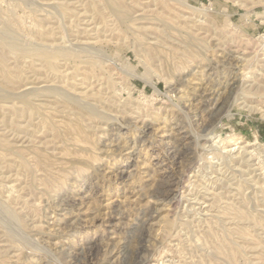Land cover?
Returning <instances> with one entry per match:
<instances>
[{
	"label": "rangeland",
	"instance_id": "rangeland-1",
	"mask_svg": "<svg viewBox=\"0 0 264 264\" xmlns=\"http://www.w3.org/2000/svg\"><path fill=\"white\" fill-rule=\"evenodd\" d=\"M121 1L0 0L19 43L93 51L0 45V264H264L222 210L264 216V0Z\"/></svg>",
	"mask_w": 264,
	"mask_h": 264
},
{
	"label": "bare ground",
	"instance_id": "bare-ground-1",
	"mask_svg": "<svg viewBox=\"0 0 264 264\" xmlns=\"http://www.w3.org/2000/svg\"><path fill=\"white\" fill-rule=\"evenodd\" d=\"M109 1H112V2H114L116 5H117V7H119L120 8V12H121V14H123L125 17H127L128 18V21L129 20H133V19H135L134 18V14H135V12H133L132 11V7H131V9L128 7L127 8V4L125 3V4H123V2L121 1V0H109ZM180 1V0H179ZM182 1V0H181ZM185 3H188V0H185L184 1ZM112 4V3H111ZM114 5V4H113ZM125 5H127V6H125ZM170 6V5H169ZM115 10V9H114ZM1 11V10H0ZM59 13V12H58ZM6 15H7V17H6V21L5 22H3V26L2 27H0V45L1 46H4V45H8V47H11L12 48V51H14L13 49H15V52H17L16 50H18V52H22L24 55H25V57H28L27 55H29L30 53H31V55L32 54H34V53H32V51L34 50H37V47L36 48H33V49H31V48H29L28 46H25L24 44H21V43H19V41L17 40V38H15L14 37V35H12V32H13V34L15 33L14 32V30L12 31V29H14L15 28V26L14 25H19L18 23H19V20L17 19V18H15V16L13 15V13L11 12V10H9V11H7L6 13H5ZM122 15V16H123ZM135 16H137V15H135ZM141 17V16H140ZM121 19V18H120ZM138 19H140V18H137V20ZM142 19V18H141ZM3 19L1 18V21H2ZM25 24V23H24ZM26 25V24H25ZM16 26V27H17ZM19 27V26H18ZM46 33V32H45ZM144 35V34H143ZM157 37V36H156ZM20 38V37H19ZM30 40V39H29ZM51 40V39H50ZM27 45V44H26ZM31 45V44H30ZM41 46V47H40ZM39 47L40 48H38V50L36 51L37 52V54L39 55V54H41L42 56L44 55V57H46V59H52V58H54V59H58V58H66V59H70L71 57H84V56H88V52L89 51H91V47H82V48H84V49H82L81 48V50L79 49V50H74V49H68V48H63V47H55V48H50L49 47V45H46V46H42V45H40ZM6 47V46H5ZM74 48V47H73ZM76 49V48H75ZM93 49V48H92ZM33 51V52H34ZM92 53H93V51H91ZM90 52V53H91ZM21 53V54H22ZM36 54V53H35ZM7 55V54H6ZM50 61V60H49ZM32 62V61H31ZM1 63H3V62H1ZM50 63V62H49ZM21 70V69H20ZM3 70H0V81H2V83H5V86H9L10 88V90H8V87L6 88V90L8 91V92H16L15 91V89L16 88H14V86H13V84H11V83H9L8 81H7V79L5 80V72H2ZM22 77V76H21ZM9 79V78H8ZM11 81V80H10ZM8 83V84H7ZM7 84V85H6ZM253 84V83H252ZM3 85V84H2ZM4 86V85H3ZM3 88V87H2ZM1 87H0V90L2 89ZM36 89H38V88H36ZM40 89V88H39ZM38 89V90H39ZM57 89H59V88H57ZM56 89V90H57ZM31 90H33V89H31ZM35 90V89H34ZM56 90H48V89H44V90H39V91H36V92H31V91H29V92H23V93H21L20 95H19V93H18V95H19V98H21V100L22 101H24V102H26V103H29V104H32V106H33V102H31V100H34V99H36V98H43V99H40V100H44V101H46V102H48V103H52L53 105H55L56 107H68L69 109L71 108V110H73L72 112H73V114H81V113H84V112H86V106H84L85 107V109L82 107V104L83 103H81V101L80 102H77L76 100H75V98L74 99H72V98H69V96H68V94L67 93H63L62 92V95L58 92V91H56ZM253 91V90H252ZM5 92V91H4ZM14 94V93H13ZM64 94V95H63ZM11 95V94H10ZM18 95H16L17 97H18ZM0 96H3V95H1V93H0ZM7 96H9V95H7ZM12 96V95H11ZM15 96V97H16ZM67 96H68V98H67ZM14 97V96H13ZM16 97V98H17ZM72 97V96H71ZM76 97V96H75ZM1 99V98H0ZM79 101V100H78ZM81 105H80V104ZM222 104H221V109L224 107V105H225V102H221ZM37 105V104H36ZM35 106V105H34ZM96 106V105H95ZM97 107V106H96ZM37 109V108H36ZM102 109V108H101ZM88 110V109H87ZM98 110V109H97ZM96 113H101V112H96ZM104 114H105V112H104ZM99 115V114H98ZM145 129V128H144ZM251 145H254L255 146V148H253L252 150H248L247 148H245V146H239V148L241 147V148H243V149H246V151L248 152V154H249V156L250 157H253V156H256L259 160H260V162H263V159H261V158H263L262 157V154H263V151L261 150V147H260V145H258V143H251ZM247 147V146H246ZM240 148V149H241ZM254 158V157H253ZM264 167V163H262V167L261 168H263ZM246 182V181H245ZM249 182V181H248ZM254 183V182H253ZM239 186V185H238ZM263 194V193H262ZM241 197V196H240ZM252 197V196H251ZM228 205V204H227ZM230 205V204H229ZM221 206V205H220ZM247 207V206H246ZM225 209H222L223 210V212H224V214H227V217H226V219H228L229 221H233V223L232 224H235V226H237L236 227V229L238 228L239 230H240V228H242V227H240L239 228V225H241V224H239V223H241V222H243V221H251V222H249V223H252V222H254V223H252V224H254V225H256V226H259V227H261V228H263L264 229V216H261V217H256L257 215H259V214H252V212L250 213L249 211H248V209L246 210L245 208H243V207H241V205H240V207L239 206H237V207H235V206H233V207H231V206H227V207H224ZM258 209V208H257ZM256 210V209H255ZM258 211V210H257ZM264 211V210H263ZM262 211V212H263ZM222 212V213H223ZM260 215H262V214H260ZM225 221V220H224ZM230 224V223H229ZM239 224V225H238ZM247 226H248V224H246ZM218 226V225H217ZM221 226V225H220ZM221 227H223V226H221ZM248 228H249V226H248ZM255 228V227H254ZM231 229H234V228H232L231 227ZM243 229V228H242ZM241 229V230H242ZM246 229H247V227H246ZM227 230V229H226ZM238 230V231H239ZM248 230H250V228L248 229ZM223 231V230H222ZM221 231V232H222ZM225 231V230H224ZM223 231V232H224ZM228 231L229 230H227V233H228ZM237 230H233V232H236ZM237 231V232H238ZM243 231H245V229L243 230ZM222 232V233H223ZM247 232V231H246ZM264 232V231H263ZM230 233H232L231 232V230H230ZM241 233V232H240ZM251 232L249 231V234H250ZM229 234V233H228ZM238 234V233H237ZM262 234V233H261ZM225 235V234H224ZM223 235V236H224ZM240 235V234H239ZM246 235V234H245ZM222 236V235H221ZM247 236V235H246ZM249 236V235H248ZM263 236V235H262ZM226 237V236H225ZM263 238V237H262ZM224 240V238L223 239H221V242L223 243V242H225V241H223ZM220 241V240H219ZM229 242V241H228ZM224 245V244H223ZM229 245V244H228ZM226 247H228V246H226ZM224 248V247H223ZM261 248V247H260ZM221 250H222V246H221V248H220ZM225 249V248H224ZM226 249H228V248H226ZM225 249V250H226ZM223 251V250H222ZM221 251V252H222ZM230 251V250H229ZM241 253V252H240ZM244 253V252H243ZM222 254H224V253H222ZM227 254V253H226ZM228 255V254H227ZM229 256H230V254H229ZM236 258V257H235ZM235 258H232V256L230 257V259H235ZM238 258V257H237ZM229 259V258H228ZM236 260V259H235ZM239 261V260H238ZM251 264V263H250Z\"/></svg>",
	"mask_w": 264,
	"mask_h": 264
}]
</instances>
